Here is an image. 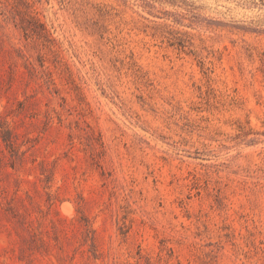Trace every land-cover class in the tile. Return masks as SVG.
Masks as SVG:
<instances>
[{
    "label": "rangeland",
    "instance_id": "1",
    "mask_svg": "<svg viewBox=\"0 0 264 264\" xmlns=\"http://www.w3.org/2000/svg\"><path fill=\"white\" fill-rule=\"evenodd\" d=\"M0 264H264V0H0Z\"/></svg>",
    "mask_w": 264,
    "mask_h": 264
}]
</instances>
